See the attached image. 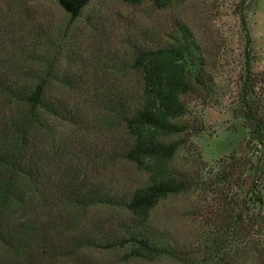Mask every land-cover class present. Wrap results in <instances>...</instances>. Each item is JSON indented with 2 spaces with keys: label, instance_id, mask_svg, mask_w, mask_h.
<instances>
[{
  "label": "trees",
  "instance_id": "trees-1",
  "mask_svg": "<svg viewBox=\"0 0 264 264\" xmlns=\"http://www.w3.org/2000/svg\"><path fill=\"white\" fill-rule=\"evenodd\" d=\"M53 1L68 22H74L91 0ZM122 1L131 6L150 2L159 10L175 2ZM247 1L237 5L244 62L237 82L236 111L249 130L247 147L258 143L256 162L251 156H231L216 169H208L192 143L191 137L200 130L184 120L186 98L193 95L214 101L221 88L214 84L205 56L185 25L178 24L159 45L131 46L127 68L139 76L140 84L124 90L112 84L105 96L97 98L98 127L117 141L112 138L116 144L92 157V163L86 151L76 161L66 153L62 161V152L74 145L72 140L60 146L61 151H51L54 121L79 123L77 107L55 91H73L76 84L56 76L53 80L60 84H50L52 62L43 65L48 59L44 35L23 58L35 66L17 73L19 68L3 65L0 264H99L88 255L115 250L127 251L129 261L146 263L264 260V241L257 239L264 230V72L252 70V39L244 14ZM186 148L190 149L188 160L179 165L178 152ZM88 163L96 167L97 175L108 167H134L146 181L130 192H119L101 176H89ZM181 195L193 197L188 217L194 227L186 241L170 231L166 220L156 221L155 216L163 202ZM100 208L119 215L90 222L88 214Z\"/></svg>",
  "mask_w": 264,
  "mask_h": 264
},
{
  "label": "rangeland",
  "instance_id": "rangeland-1",
  "mask_svg": "<svg viewBox=\"0 0 264 264\" xmlns=\"http://www.w3.org/2000/svg\"><path fill=\"white\" fill-rule=\"evenodd\" d=\"M239 2L175 0L166 9L159 10L150 2L131 6L122 0H91L78 19L68 22L53 0H0V69L5 65L10 70L19 68L17 73H20L21 69L34 65L23 58L34 51L37 39L44 35L48 59L43 65L49 66L52 62L50 84H60L53 80L55 76L67 78L68 84H76L73 91H55L77 107L79 123L69 125L55 120L51 151H61L60 146L72 140L74 145L62 152V161L66 153L76 161L86 151V159L91 162L92 157L108 151L117 141L106 129L98 127L97 98L105 96L112 84L121 90L140 84L139 76L129 73L127 68L131 63V46L146 42L159 45L166 42L178 24L185 25L205 56L214 84L221 88L214 101L193 95L186 98L188 113L184 120L196 124L200 130L191 137L192 143L201 152L208 169H216L221 160L231 156H251L256 162L258 143L250 149L247 147L249 130L236 111L237 82L244 62V38L237 17ZM244 14L252 39V70L261 74L264 72V0H248ZM189 151L186 148L178 152L177 164L186 163ZM90 166L88 163L89 176H101L109 188L119 192H130L146 181V176L134 167H108L97 175L96 167ZM192 200L189 195L166 200L155 213L156 221L166 220L170 231L185 241L190 239L194 227L188 217ZM116 215H119L117 211L100 208L88 214L87 219L95 223ZM257 239L264 241V230L258 232ZM127 253L125 250L94 251L88 256L99 264H175L165 259L154 263L129 261ZM244 264H264V260L252 257Z\"/></svg>",
  "mask_w": 264,
  "mask_h": 264
}]
</instances>
